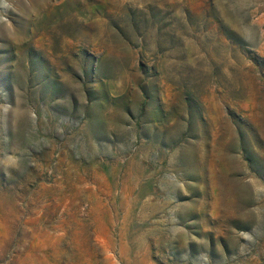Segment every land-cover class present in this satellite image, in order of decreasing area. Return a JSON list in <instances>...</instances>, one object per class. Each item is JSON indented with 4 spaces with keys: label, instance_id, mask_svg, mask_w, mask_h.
Returning a JSON list of instances; mask_svg holds the SVG:
<instances>
[{
    "label": "rangeland",
    "instance_id": "rangeland-1",
    "mask_svg": "<svg viewBox=\"0 0 264 264\" xmlns=\"http://www.w3.org/2000/svg\"><path fill=\"white\" fill-rule=\"evenodd\" d=\"M0 264H264V0H0Z\"/></svg>",
    "mask_w": 264,
    "mask_h": 264
},
{
    "label": "bare ground",
    "instance_id": "bare-ground-1",
    "mask_svg": "<svg viewBox=\"0 0 264 264\" xmlns=\"http://www.w3.org/2000/svg\"><path fill=\"white\" fill-rule=\"evenodd\" d=\"M5 242V241H4Z\"/></svg>",
    "mask_w": 264,
    "mask_h": 264
}]
</instances>
